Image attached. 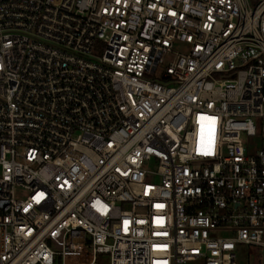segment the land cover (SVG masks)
Segmentation results:
<instances>
[{"label":"built area","instance_id":"built-area-1","mask_svg":"<svg viewBox=\"0 0 264 264\" xmlns=\"http://www.w3.org/2000/svg\"><path fill=\"white\" fill-rule=\"evenodd\" d=\"M101 256L264 264V0H0V264Z\"/></svg>","mask_w":264,"mask_h":264},{"label":"rangeland","instance_id":"rangeland-1","mask_svg":"<svg viewBox=\"0 0 264 264\" xmlns=\"http://www.w3.org/2000/svg\"><path fill=\"white\" fill-rule=\"evenodd\" d=\"M177 47H180L181 44L177 43ZM235 258L239 263H242L245 258V254L249 252V248L245 245H236L235 246ZM96 264H107V260L105 256H101L100 259L97 260Z\"/></svg>","mask_w":264,"mask_h":264},{"label":"snow or ice","instance_id":"snow-or-ice-1","mask_svg":"<svg viewBox=\"0 0 264 264\" xmlns=\"http://www.w3.org/2000/svg\"><path fill=\"white\" fill-rule=\"evenodd\" d=\"M201 119H207V120L210 121V126H209V140H208V145H207L208 152L206 153V154H210L211 147H212L213 140H214V132H215L214 124H215V120H214V118H203V117Z\"/></svg>","mask_w":264,"mask_h":264}]
</instances>
